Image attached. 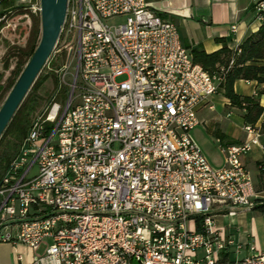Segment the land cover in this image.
Masks as SVG:
<instances>
[{
	"label": "built area",
	"instance_id": "1",
	"mask_svg": "<svg viewBox=\"0 0 264 264\" xmlns=\"http://www.w3.org/2000/svg\"><path fill=\"white\" fill-rule=\"evenodd\" d=\"M15 7L40 15V0ZM62 36L66 97L52 95L0 179V242L24 244L31 264H264L214 229L217 213L256 205L242 159L264 149L259 127L209 165L192 131L220 79L177 27L146 0H67Z\"/></svg>",
	"mask_w": 264,
	"mask_h": 264
},
{
	"label": "crops",
	"instance_id": "2",
	"mask_svg": "<svg viewBox=\"0 0 264 264\" xmlns=\"http://www.w3.org/2000/svg\"><path fill=\"white\" fill-rule=\"evenodd\" d=\"M146 4L157 16L171 21L177 27L185 48H198L206 53L218 51L223 45L234 50L260 26L254 0H146ZM232 26L235 27L234 32L231 31ZM234 91L239 96L253 97L264 108V83L238 80L234 83ZM227 107L228 101L223 97L222 90L218 89L198 107L200 124L192 131L194 141L209 165L214 168L223 165V153L220 152L221 158L217 163L212 162L200 145H204L207 140L200 136L197 129L203 127L219 144L213 134H222L226 140L236 143L243 141L245 133L242 114L234 109L225 112ZM263 121L264 113L256 126L260 127ZM259 143L264 147V133L260 134ZM222 145L225 143L222 142ZM242 161L253 179L255 204L259 206L264 203V176L259 181V166H264V149L254 146ZM234 210L233 215H214V229L218 235L225 239L231 238L236 246H241L239 258L245 256L249 244L264 252V212L259 209ZM43 249L44 246H40L37 253H41ZM33 255L22 243L0 242V264H31Z\"/></svg>",
	"mask_w": 264,
	"mask_h": 264
},
{
	"label": "trees",
	"instance_id": "3",
	"mask_svg": "<svg viewBox=\"0 0 264 264\" xmlns=\"http://www.w3.org/2000/svg\"><path fill=\"white\" fill-rule=\"evenodd\" d=\"M12 8L19 9L13 6V0H0V16ZM257 16L260 19V26L257 31L247 36L234 50H230L226 45L212 53H206L198 48H186L195 66H198L210 76L220 79L219 89L222 90L223 97L228 101L227 108L240 112L244 125L252 127L256 126L260 120L264 113V108L253 97L237 95L234 91V83L238 80L255 81L258 84L264 83V10L257 12ZM30 20L31 26L25 45L18 47L8 44L3 56L5 70L9 68L10 61H15L6 85L7 95L39 42V19L31 15ZM45 79L46 77H41V75L37 77L0 138V145L5 137L10 136L12 138L0 152V179L11 160L17 155L33 121L36 119L35 117L31 122L30 118L38 107L35 94ZM259 131L264 133V121L261 123ZM213 136L220 144L224 142V146L236 143L235 141L226 140L227 138L222 134H213ZM259 170L261 173L259 181L261 182L264 176V166L260 165ZM253 209H259L264 212V203L259 206L255 205Z\"/></svg>",
	"mask_w": 264,
	"mask_h": 264
},
{
	"label": "rangeland",
	"instance_id": "4",
	"mask_svg": "<svg viewBox=\"0 0 264 264\" xmlns=\"http://www.w3.org/2000/svg\"><path fill=\"white\" fill-rule=\"evenodd\" d=\"M17 4V0H13V6ZM1 11V10H0ZM35 16L39 19L40 23V15L32 14L22 9H10L9 13H6L4 20L0 23V105L4 102L7 97L6 93V85L8 78H10V72L13 70L14 60L10 61V66L7 70L4 69L3 66V56L6 51L7 45L23 47L25 45L26 38L28 36V31L31 26L30 16ZM116 19L108 20L106 23L109 25H116ZM9 26V27H8ZM63 44V36L58 40L55 49L60 50ZM54 49V50H55ZM65 56L62 54L52 53L44 67L42 68L39 75L41 77H46L45 81L40 85L39 89L35 94V99L38 102V107L36 111L32 114L31 122L37 118L38 116L44 114L48 107V104L51 100V97L54 93H57V101H59L60 96L63 98L66 97L64 93L68 90L67 87L62 86V84H58V77L55 71L59 70V68L64 64ZM38 75V76H39ZM123 78H118L117 81H121ZM64 87V88H63ZM230 111L229 108H226L225 112ZM199 131L200 136L205 138L206 143L200 144L203 151L209 157V159L217 163L221 158V149L224 147L222 144L215 142L214 138L208 133H206L203 127H199L197 132ZM12 140L10 136L5 137L0 145V152L4 149V147ZM216 158V160H215Z\"/></svg>",
	"mask_w": 264,
	"mask_h": 264
},
{
	"label": "water",
	"instance_id": "5",
	"mask_svg": "<svg viewBox=\"0 0 264 264\" xmlns=\"http://www.w3.org/2000/svg\"><path fill=\"white\" fill-rule=\"evenodd\" d=\"M67 0H40L39 42L0 107V138L53 53L66 14Z\"/></svg>",
	"mask_w": 264,
	"mask_h": 264
}]
</instances>
